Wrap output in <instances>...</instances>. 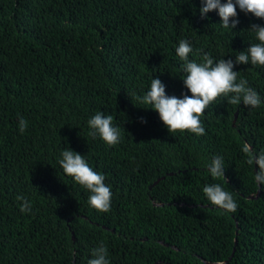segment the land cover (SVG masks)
<instances>
[{"label": "trees", "instance_id": "obj_1", "mask_svg": "<svg viewBox=\"0 0 264 264\" xmlns=\"http://www.w3.org/2000/svg\"><path fill=\"white\" fill-rule=\"evenodd\" d=\"M199 6L0 0V264H87L101 241L111 264H264V186L244 151H264V104L218 98L201 116L206 134L195 136L169 134L133 95L155 75L166 93L181 95L179 40L192 42L191 58L201 49L227 58L248 47L250 24H264L238 10L237 33L226 31L214 11L200 19ZM236 70L264 97V67ZM98 110L121 126L119 144L88 136L86 121ZM67 146L105 174L109 211L89 207L87 193L60 170L56 158ZM217 154L225 178L213 179L205 163ZM206 183L230 191L236 211L211 205ZM18 196L32 201L31 213L20 212Z\"/></svg>", "mask_w": 264, "mask_h": 264}, {"label": "clouds", "instance_id": "obj_2", "mask_svg": "<svg viewBox=\"0 0 264 264\" xmlns=\"http://www.w3.org/2000/svg\"><path fill=\"white\" fill-rule=\"evenodd\" d=\"M238 10L245 16L264 20V0H200L198 12L200 19H208V14L214 11L219 17L220 28L237 33L234 29L240 23ZM193 11H196L195 7ZM245 30L249 35L248 47L238 51L235 56L226 55L227 58H216L203 49L200 50L199 60L191 58L195 55L192 42L187 38L179 40L174 51L180 62L184 91L179 96L166 93L165 83L155 75L142 94L133 93L137 102L145 106L140 108L156 112L169 134L180 132L202 136L206 130L201 116L218 98H226L228 103L249 109L264 104V97L239 75L240 70H236L238 65L264 67V24L252 23ZM136 119L140 124L148 122L144 116ZM28 124L25 118L18 117L20 133L25 132ZM86 124L88 136L93 140L99 139L106 146H115L122 140L121 126L114 123V117L105 111H95ZM244 151L249 153L248 163L254 166V182L258 187L264 186V151L250 152L248 148ZM56 163L64 175L87 193L89 207L99 212L110 210L113 196L111 185L105 183V174L95 170L85 154L67 146L59 152ZM224 164V157L217 154L206 161L205 168L213 179L225 178ZM201 191L211 205L224 213L236 211L237 201L221 183H206ZM17 199L21 201V213L33 211L31 200L24 196ZM87 264H111L109 249L103 241L90 250Z\"/></svg>", "mask_w": 264, "mask_h": 264}, {"label": "water", "instance_id": "obj_3", "mask_svg": "<svg viewBox=\"0 0 264 264\" xmlns=\"http://www.w3.org/2000/svg\"><path fill=\"white\" fill-rule=\"evenodd\" d=\"M157 182H158V181H157ZM157 182H156V183H157ZM156 183H155V184H156ZM259 194H260V192H259ZM73 234H74V233H73ZM73 239L75 240V236H73ZM235 242L237 243V240H235ZM174 248H175V247H174ZM160 263H161V262H157L156 264H160ZM218 264H222V263H218ZM223 264H224V263H223Z\"/></svg>", "mask_w": 264, "mask_h": 264}]
</instances>
